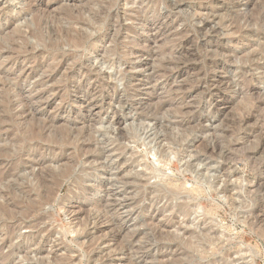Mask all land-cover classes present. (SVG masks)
<instances>
[{
    "label": "rangeland",
    "instance_id": "obj_1",
    "mask_svg": "<svg viewBox=\"0 0 264 264\" xmlns=\"http://www.w3.org/2000/svg\"><path fill=\"white\" fill-rule=\"evenodd\" d=\"M263 3L0 0V149H9L24 183L65 162L74 166L55 200L7 221L16 227L13 234L8 237L0 224V253L20 245L1 264L57 258L60 264H264V49L254 52L264 40L233 35L231 25L239 15L246 31H264ZM80 13L99 15L83 27L73 24L88 36L85 45L44 51L48 32L67 26L65 15ZM36 15L46 23L38 26ZM14 29L26 33V53L9 50L5 37ZM61 52L63 61L53 60ZM34 60L44 62L31 73ZM57 63L45 78L47 65ZM40 120L50 125L42 138L23 140ZM119 130L125 133L122 154L113 151ZM68 131L67 142L48 141ZM82 143L99 148L102 157L91 161ZM34 157L43 163L32 165ZM82 166L84 180L89 174L100 180L92 188L97 192L85 196L73 181ZM135 174H145L150 189L130 188L120 179ZM156 190L166 193L159 198ZM172 190L178 196H170ZM181 203L189 206L186 213L178 212ZM43 230L52 235L31 240ZM205 232L209 241H200Z\"/></svg>",
    "mask_w": 264,
    "mask_h": 264
},
{
    "label": "bare ground",
    "instance_id": "obj_2",
    "mask_svg": "<svg viewBox=\"0 0 264 264\" xmlns=\"http://www.w3.org/2000/svg\"><path fill=\"white\" fill-rule=\"evenodd\" d=\"M7 1V0H6ZM264 0H262V2H263ZM247 2H248V0H247ZM252 2H253V0H252ZM258 2H260V1H258ZM27 4H28V2H27ZM250 4V3H249ZM253 4H255V3H253ZM258 4V3H257ZM264 4V3H263ZM12 5V4H11ZM30 4H28V6H29ZM31 6V5H30ZM29 6V7H30ZM257 6V5H256ZM260 6V3H259V5H258V7ZM4 7V6H3ZM9 7H7V9H8ZM102 9V8H101ZM100 9V10H101ZM106 9V8H105ZM259 9V8H258ZM12 10V9H11ZM29 11L31 10V9H28ZM255 10H257V8L255 9ZM5 11V10H4ZM70 11V10H69ZM78 11H80L79 9H78ZM106 11V10H105ZM260 11V10H259ZM33 12V11H32ZM92 12V11H91ZM4 13V12H3ZM7 13V12H6ZM8 13H9V11H8ZM11 13V12H10ZM70 13V12H69ZM72 13H74V11L72 12ZM76 13V12H75ZM85 13V12H84ZM100 13H102V12H100ZM18 14V13H17ZM20 14H21V12H20ZM256 14H257V12H256ZM260 14V13H259ZM259 14H257L256 16H255V20L254 19H252L253 20V23H254V21H255V23L254 24H256V21H258V16H259ZM101 15V14H100ZM18 16V15H17ZM23 16V15H22ZM42 16V15H41ZM40 15H36V16H34V21L36 22V24H38V26L40 25V23H46V20H44L45 18H43L42 19V17H41ZM46 17V16H45ZM19 18V17H18ZM17 18V19H18ZM61 18V17H60ZM241 18H242V16H239V15H233L232 17H231V25H232V29H233V35L234 34H236V35H238V37H244V39L245 38H247V37H255V38H257L258 40L259 39H262V40H264V31L263 30H261L260 28H258L257 29V27L255 28V30H252L251 31V29H250V31H246L245 29H244V27H243V25L241 24V22H240V20H241ZM17 19L15 20V22L17 21ZM65 20H66V23L68 24L67 26H57V30L56 31H54L53 29H51V30H53V31H49L48 32V36L47 37H45L46 38V45L43 47L44 48V51H50V50H59V46L61 45V44H68V45H71V46H73V47H75V48H79V47H83L84 45H85V43H86V41H87V39H88V36H86V35H84L82 32H81V30L80 29H75L74 27H73V24H79L80 25V27L82 26H84L85 24H89L90 22L91 23H93V22H96V21H98L99 20V15L98 14H94V15H92V17L90 18V19H87V18H83L82 17V15H81V13L78 15V16H72V15H65V18H64ZM20 20V19H19ZM54 20V19H53ZM59 20V19H58ZM55 22V21H54ZM252 21L250 20V23H251ZM62 24V23H61ZM252 24V23H251ZM253 24V25H254ZM11 25V24H10ZM15 25V24H14ZM72 25V26H71ZM252 25V26H253ZM88 26V25H87ZM12 27V26H11ZM100 28V27H99ZM11 31V30H10ZM29 31V30H28ZM99 31V30H98ZM31 32V31H30ZM32 33V32H31ZM31 33H28V34H31ZM26 33L23 31V32H21V31H18V29H14L13 30V34L11 35H9V36H7V37H5L6 38V41L9 43V50L10 51H13V53H15V54H21V53H23V52H25L26 53V51L29 49L28 48V44L30 43H28V41H27V39H26V35H25ZM89 35V34H88ZM38 36H40V35H38ZM30 37V36H29ZM39 38V40H40V38H42L41 40H44L43 39V36L42 37H38ZM91 39V38H90ZM93 39V38H92ZM97 39V38H96ZM45 41H44V43H45ZM89 41V40H88ZM97 43H98V41H97ZM98 46V45H97ZM29 47H31V46H29ZM8 48V47H7ZM28 48V49H27ZM35 48V46H33L32 45V47H31V49H34ZM97 48V47H96ZM83 49V48H82ZM259 49V50H258ZM263 49H264V45L263 44H261V45H259V47L258 48H254V52L255 51H257V53H262L263 52ZM30 51H32V50H30ZM84 51V50H83ZM127 54V53H126ZM65 56V54L64 53H58V54H56L55 56H53V60H56V59H63V57ZM63 61V60H62ZM44 62L43 60H34V61H32L31 62V65L29 66V68L27 69L29 72H31V73H34V72H36L37 71V69L40 67V65L42 64V63ZM47 62V61H46ZM77 63H79V66H80V61L78 62V60H76V65H77ZM108 63V62H107ZM73 65H75V62H72V64H71V66L70 67H72ZM58 66V63L57 64H48L47 65V68H49V70L48 71H45V72H47V74H49L52 70H54L55 69V67H57ZM84 70V69H83ZM86 72H88L87 70H86ZM85 72V73H86ZM4 76V75H3ZM37 76V75H36ZM6 77V76H5ZM50 77V74L49 75H46V77L45 78H49ZM4 79V78H3ZM51 79V78H50ZM6 81V80H5ZM112 87V86H111ZM17 89V88H16ZM10 90V89H9ZM15 90V89H14ZM1 92V91H0ZM16 95V94H15ZM2 97V96H1ZM97 104V103H96ZM28 105L27 104H25V107H27ZM24 107V108H25ZM8 108V107H7ZM27 109H30V108H27ZM26 109V110H27ZM88 109V108H87ZM28 111V110H27ZM88 111V110H87ZM115 111V110H114ZM8 112V111H7ZM22 112H25V110L23 109V111ZM113 115H115V117H116V123L117 124H119L120 123V121L122 120V117L118 114V111H115L114 112V114ZM37 116V115H36ZM114 117V116H113ZM3 118V117H2ZM34 118H36V117H34ZM38 118V117H37ZM36 118V119H37ZM3 120V119H2ZM41 122L39 123V122H37V121H34V123L33 124H31V125H29L28 126V128H27V133H25L24 135L25 136H23V140L24 139H26V140H33V139H41L42 138V136H43V134H42V132H43V130H44V128H46V126H48L47 128H50V125H48V124H46L45 122H47V121H44V123L42 122V120H40ZM48 123V122H47ZM27 124V123H26ZM116 124V125H117ZM56 125V124H55ZM62 127V126H61ZM118 128V127H117ZM116 128V129H117ZM118 130V129H117ZM123 130V129H122ZM93 131V130H92ZM124 131V130H123ZM134 131V130H133ZM53 132V131H52ZM77 132V134H79L80 132L79 131H76ZM69 133V134H68ZM60 134V133H59ZM59 134L57 135H51L50 137H48V141H50V142H54V143H58V141L60 140L61 142H65L66 140H65V138H64V136H65V134L67 135V136H69L70 135V132L68 131V132H65V133H62V134H60L61 136H59ZM84 135H86V136H90V133H89V130H84V133H83ZM83 135V136H84ZM132 137V136H131ZM76 138V137H75ZM123 138H125V133L124 132H122V131H117V134L115 135V138H114V140H113V142L112 143H114V142H116V141H118V144L116 145L117 147H115L114 149H113V151L115 150V151H119V154H122V153H124L125 152V148H123V146H120V141L123 139ZM89 139H90V137H89ZM88 139V140H89ZM86 141H87V139H85ZM86 141H84V142H86ZM67 142V141H66ZM122 145H123V143H122ZM20 146V145H19ZM81 147L82 148H87V150H89L90 152H91V161H93V159H98V158H100V156L101 155H103V153L102 152H100V150H99V148L98 149H94V148H92V149H89L90 148V145H89V143H82V145H81ZM21 149H23L22 147H19L18 149H17V151L14 153L15 155H20L19 153L22 151ZM101 149V148H100ZM87 150H86V152H87ZM92 150H93V152H92ZM30 151V150H29ZM89 151H88V153H89ZM104 152V151H103ZM10 153L11 152H9V149L7 150H1L0 149V157L1 156H4V160H2V161H6V165L4 164V162H3V164L5 165L4 166V168L2 169V171H0V183H2L3 181H7V184H3V188H4V190L3 191H1L0 190V199H1V201H0V224H3V226H6V228H5V230H6V234H7V236L9 237L10 235H11V233L13 234L14 233V230L16 229V227L13 225V226H9V225H7V221H11V220H9V219H13L15 216H17V215H15L16 213L18 214V215H20V217H17V219L19 218H21L22 219V217H24V216H26V215H30L31 213H33V212H35V211H37L39 208H40V206H42L43 204H46V203H50L51 201H53V200H55L56 199V193H57V191H58V187H59V189H60V187L62 186V181L65 179V178H68V177H71V175H72V170H73V164H71V163H69V162H65V163H63L62 164V166L58 169V171L57 172H55V171H50L48 174L47 173H41V174H39L38 176L37 175H35V177H34V183H32V182H29V183H24V181H21L20 182V180L18 179V172H19V169H18V167H17V164L16 163H14V161L11 159L12 157L10 156ZM131 153V152H130ZM163 153V152H162ZM13 154V155H14ZM90 154V153H89ZM12 155V156H13ZM14 155V156H15ZM133 154L131 153V155L130 156H132ZM89 156V155H88ZM11 157V158H10ZM102 157V156H101ZM59 159V158H58ZM129 159V158H128ZM60 160V159H59ZM58 160V161H59ZM130 160V159H129ZM129 160H127L126 158H124V160H123V163H125V162H127V161H129ZM87 161V160H86ZM135 161V160H134ZM133 161V162H134ZM88 162V161H87ZM94 162V161H93ZM97 162V161H96ZM109 162V161H108ZM31 163H32V165L33 164H35V165H41L43 162H42V160L41 159H36L35 157L33 158V159H31ZM84 163H86L85 161H84ZM88 163H90V162H88ZM2 164V165H3ZM90 164H92V162L90 163ZM94 164V163H93ZM132 164V163H131ZM130 164V165H131ZM83 165V164H82ZM104 166V165H103ZM103 166H100V167H103ZM108 167V166H107ZM80 168V167H79ZM94 168V167H93ZM105 168V167H104ZM91 169V168H90ZM97 169V168H96ZM99 169V168H98ZM85 170H86V168H85ZM44 171H46V170H44ZM43 171V172H44ZM83 171H84V168H83V166L81 167V169H80V172H79V170H78V172L80 173V175H79V173L78 174H76V176L73 178V181H74V184L76 185V184H78V185H76V186H78L77 188H79L80 189V192L82 193V195L83 196H85V194L86 193H88V191H90V190H92V191H94L92 188L93 187H95L96 185H99V177H96V176H94V175H92V174H89V176L87 177V179H83V177L84 176H81V172H82V174H83ZM87 171V170H86ZM93 171V170H92ZM97 171V170H96ZM154 172V171H153ZM85 173V172H84ZM87 173V172H86ZM88 174V173H87ZM83 175H85V174H83ZM128 175H129V172H128ZM145 176V174H139V175H137V174H135V175H130V176H125V175H122V176H120V179H122L123 180V182L126 184V185H128V187H136V188H141V189H143L144 191L145 190H147V189H150L148 186H146V181H144V180H142V178H145L144 177ZM99 180V181H98ZM81 181H85V182H87L88 183V186L87 187H85V188H83V186L81 187L80 185H79V183L81 184H83L84 182H81ZM87 183H85L86 185H87ZM101 183V182H100ZM75 186V187H76ZM80 186V187H79ZM153 187V186H152ZM96 188V187H95ZM157 189V188H156ZM178 189V188H177ZM104 190L106 191V192H109L110 190H108V188H106L105 186H104ZM103 190V191H104ZM96 191V190H95ZM95 191H94V193H95ZM100 191V190H99ZM157 191V190H156ZM159 191V190H158ZM156 192L157 194V196L160 198L162 195L161 194H164V193H166V192H164V191H162L161 190V192H163V193H161V192ZM165 191H167V190H165ZM31 192H33V194H34V198L32 199V198H30V195H31ZM97 192V191H96ZM168 192V191H167ZM77 193H79V192H77ZM90 193V192H89ZM93 193V194H94ZM99 193V192H98ZM152 193V192H151ZM153 193H155V192H153ZM152 193V194H153ZM80 194V193H79ZM91 194V196H92V193H90ZM170 196H173V197H175L177 194H178V192H177V190H172L170 193H168ZM155 195V196H156ZM156 196V197H157ZM166 196V195H165ZM178 196V195H177ZM58 197V196H57ZM68 197V196H67ZM72 196H70V198H71ZM168 197V196H167ZM154 198V197H153ZM168 198H170V197H168ZM188 198V197H187ZM90 199V198H89ZM92 199V198H91ZM152 199V198H151ZM158 199V198H157ZM188 202V201H187ZM189 203V202H188ZM22 204H26V210H24V212H22V211H19V207H20V205H22ZM190 204V203H189ZM188 204V205H189ZM82 205V204H81ZM81 205H79V206H77V207H81ZM187 203H181L180 205H178V212L180 213V212H185V209L183 210V208L184 207H186L187 209H189L187 206ZM85 206V205H84ZM82 208V207H81ZM165 208V207H164ZM163 208V209H164ZM162 209V210H163ZM84 211V210H83ZM88 212H90V211H88ZM20 213V214H19ZM85 213V212H84ZM186 213V212H185ZM187 213H188V211H187ZM43 214V213H42ZM43 217V218H42ZM42 217H40V221L42 220H44L45 218H44V216H42ZM38 218H36V220H37ZM35 221V220H34ZM15 222V221H14ZM17 222V221H16ZM38 221H36V223H37ZM9 224V223H8ZM20 224V223H19ZM39 224V223H38ZM113 225H117L116 223H112ZM34 225H36L35 224V222H34ZM114 226V227H115ZM32 227H33V225H32ZM117 227V226H116ZM33 228H35V227H33ZM50 234L52 235V233H50V232H47V233H45V231L43 230V231H40V232H37V234L35 233V234H33L32 236H31V240H35V239H37L38 237H43V236H45V238H48L49 236H50ZM209 234H210V232H209ZM85 235H87V234H85ZM122 235V234H121ZM199 235V233L197 234V236ZM202 235L204 236V239H202L203 237L200 235V238H198L199 240L201 239V240H205V241H209V237L210 236H208L207 235V233L205 232V234H203L202 233ZM212 238V237H211ZM11 239V238H10ZM200 240V241H201ZM8 241V240H7ZM23 241V240H22ZM211 241H212V239H211ZM5 242H3V244L2 245H4L5 246ZM21 244V243H20ZM24 244V243H23ZM3 246H1L0 247V249L2 248ZM126 247H127V245H126ZM17 248H20V245H17V246H15V248H11L8 252H7V254H5V255H2L1 253H0V264L2 263V262H4L5 260H7L8 258H10V257H13V255L14 254H16L17 253ZM55 257V256H54ZM54 260V259H53ZM49 261H51V260H49ZM6 262V261H5ZM40 263V262H39ZM36 264V263H35ZM41 264V263H40ZM44 264H60V261H59V259L57 258V259H55L54 261H51V262H46V263H44ZM131 264V263H130Z\"/></svg>",
    "mask_w": 264,
    "mask_h": 264
}]
</instances>
